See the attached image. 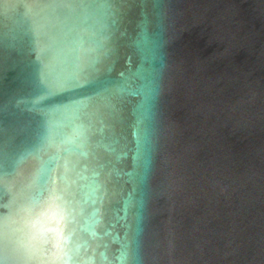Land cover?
Here are the masks:
<instances>
[{
	"label": "water",
	"instance_id": "obj_1",
	"mask_svg": "<svg viewBox=\"0 0 264 264\" xmlns=\"http://www.w3.org/2000/svg\"><path fill=\"white\" fill-rule=\"evenodd\" d=\"M21 204L0 264H264V0H0Z\"/></svg>",
	"mask_w": 264,
	"mask_h": 264
},
{
	"label": "snow or ice",
	"instance_id": "obj_2",
	"mask_svg": "<svg viewBox=\"0 0 264 264\" xmlns=\"http://www.w3.org/2000/svg\"><path fill=\"white\" fill-rule=\"evenodd\" d=\"M94 58L91 57H86L84 61L81 63H78L77 65V74L76 78L80 76H86L88 71H90L94 67ZM47 195L50 199H55V200H60L64 201L66 210L69 215L72 214V211L74 210V207L72 205V197L69 196L67 200H65V195L64 193L58 192L56 188L49 186L47 181L43 182L42 188L40 190V196L43 197ZM27 211V209L24 207L23 204L18 205V211H15L13 214H10L9 217H0V229H6L11 227L13 224H15L17 221L15 219V216H19L22 212ZM31 252V249H29ZM32 255H35V253H31Z\"/></svg>",
	"mask_w": 264,
	"mask_h": 264
}]
</instances>
